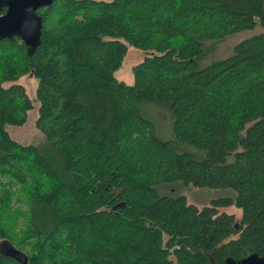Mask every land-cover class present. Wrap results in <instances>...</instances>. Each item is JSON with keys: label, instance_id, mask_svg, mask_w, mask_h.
Instances as JSON below:
<instances>
[{"label": "trees", "instance_id": "trees-1", "mask_svg": "<svg viewBox=\"0 0 264 264\" xmlns=\"http://www.w3.org/2000/svg\"><path fill=\"white\" fill-rule=\"evenodd\" d=\"M38 13L32 56L18 37L0 40V240L27 264L264 256V32L201 66L208 42L264 29V0H54ZM125 42L154 51L132 84L114 76ZM24 74L37 78L39 144L7 131L32 108L22 86L5 85ZM143 101L169 105L174 136L203 159L159 140ZM176 184L235 196L198 208ZM230 204L239 220L219 212ZM0 264L22 262L0 254Z\"/></svg>", "mask_w": 264, "mask_h": 264}, {"label": "rangeland", "instance_id": "rangeland-1", "mask_svg": "<svg viewBox=\"0 0 264 264\" xmlns=\"http://www.w3.org/2000/svg\"><path fill=\"white\" fill-rule=\"evenodd\" d=\"M261 32H264V29L257 26L254 29L233 33L219 42H208L209 44L214 45L215 49L213 51H209L207 47L205 48L206 58L201 61V66L213 60L214 58H220L231 54L233 46L237 42L252 34ZM125 43L127 45V50L122 64L117 70H115L114 76L118 80H121L127 84H132V69L134 65L142 61L146 56L152 55L154 51L140 49L128 44L127 42ZM12 83L18 84L25 89V92L31 101L32 108L27 110L26 119L22 125H8L7 131L13 139L17 140L20 143L39 144L40 142H42L43 135L36 125V120L38 118V101L36 100L37 78L32 74H24L12 81L6 82L5 85H9ZM138 107L140 112L143 113L144 116L152 123L153 133L159 140L172 141L177 152H188L192 154L196 160L203 159V157L205 156V151L196 148L189 143L179 141L174 136L172 129L173 115L169 105L157 102L143 101L139 103ZM174 187L176 188L175 191L185 195L188 203L194 204L198 208L209 205L210 202L214 199L223 197L233 198L235 196V192L230 188L197 187L193 185L181 186L180 184H176L174 185ZM165 189V187L162 188V190ZM173 189L174 188L171 187L168 188V190L172 193L175 192ZM13 205L17 206L14 209H26V206L19 202L14 201ZM219 212L234 214L236 220L240 219L242 213L241 209L236 207L234 204L219 207ZM16 231L17 226L14 233L20 235ZM11 245L16 247L15 243H11ZM17 247L22 248L21 246ZM22 250L25 253L31 252L27 244H24Z\"/></svg>", "mask_w": 264, "mask_h": 264}, {"label": "water", "instance_id": "water-1", "mask_svg": "<svg viewBox=\"0 0 264 264\" xmlns=\"http://www.w3.org/2000/svg\"><path fill=\"white\" fill-rule=\"evenodd\" d=\"M53 1L0 0V40L18 37L24 43L27 55L32 56L41 44L42 16L38 13V9L51 5ZM2 242L9 244L5 240ZM8 254H19L18 259L24 264L27 261V257L11 244ZM221 264H264V256L255 252L240 259L228 256Z\"/></svg>", "mask_w": 264, "mask_h": 264}, {"label": "flooded vegetation", "instance_id": "flooded-vegetation-1", "mask_svg": "<svg viewBox=\"0 0 264 264\" xmlns=\"http://www.w3.org/2000/svg\"><path fill=\"white\" fill-rule=\"evenodd\" d=\"M3 240H0V254L8 257V258H11V259H17L18 261H20L18 258H20V255L19 254H16V255H10L8 254V249H9V244H6L2 242ZM16 248V247H15ZM23 263V261H20ZM25 264H27V261L25 262Z\"/></svg>", "mask_w": 264, "mask_h": 264}]
</instances>
